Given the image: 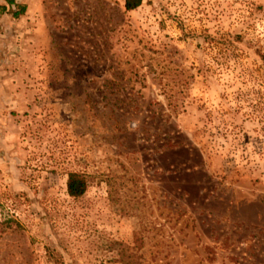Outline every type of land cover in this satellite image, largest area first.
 <instances>
[{"label": "rangeland", "instance_id": "1", "mask_svg": "<svg viewBox=\"0 0 264 264\" xmlns=\"http://www.w3.org/2000/svg\"><path fill=\"white\" fill-rule=\"evenodd\" d=\"M23 1L0 12V264H264V0Z\"/></svg>", "mask_w": 264, "mask_h": 264}, {"label": "trees", "instance_id": "2", "mask_svg": "<svg viewBox=\"0 0 264 264\" xmlns=\"http://www.w3.org/2000/svg\"><path fill=\"white\" fill-rule=\"evenodd\" d=\"M143 0H124V10L125 12H131L141 6ZM7 5L13 4L12 0H6ZM6 6H0V12L5 13L9 12ZM25 7H19L18 11H13V17H19L24 14ZM263 60L264 66V55L260 56ZM87 189V181L84 175L76 172H70L67 174L66 181V192L67 195L72 199H78L82 197Z\"/></svg>", "mask_w": 264, "mask_h": 264}, {"label": "crops", "instance_id": "3", "mask_svg": "<svg viewBox=\"0 0 264 264\" xmlns=\"http://www.w3.org/2000/svg\"><path fill=\"white\" fill-rule=\"evenodd\" d=\"M13 1V4H10L9 6L7 5L6 3V0H5V5H0V6H6L8 9H10L11 11H18L19 10V7L17 6V9L15 10L14 9V4H25L26 2H24L23 0H12ZM24 6V5H23ZM24 13H26V8H25V11Z\"/></svg>", "mask_w": 264, "mask_h": 264}]
</instances>
